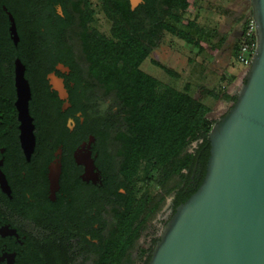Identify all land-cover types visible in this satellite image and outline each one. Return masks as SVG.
I'll list each match as a JSON object with an SVG mask.
<instances>
[{
    "label": "flooded vegetation",
    "instance_id": "1",
    "mask_svg": "<svg viewBox=\"0 0 264 264\" xmlns=\"http://www.w3.org/2000/svg\"><path fill=\"white\" fill-rule=\"evenodd\" d=\"M122 6L144 17L145 0H0V264H95L97 234L107 239L116 226V212L124 209L125 203H114V196L102 190L106 177L98 166L100 142L91 134L79 142H70L74 148L68 158L64 144L53 140L58 123L36 122L37 114L48 116V108L35 107L34 97H44L49 91L47 94L60 100L62 112L71 107L68 87L74 86L70 80L72 71L69 65L56 60L55 52L69 50L68 58L79 68L88 69L90 44L98 36L111 37V15ZM18 65L23 67L30 90L28 112L34 125L31 152L20 140L15 104ZM38 72L44 73L45 85L35 79ZM54 84L62 85L65 100L60 99ZM77 121H84L81 112L66 117L65 127L70 133L75 132ZM123 144L122 140L105 141L107 153L117 163L122 158L119 153ZM87 152L95 169L85 176V166L78 160L84 161L80 154ZM54 164L60 167L55 190L49 179ZM74 176L80 180L75 196L63 188ZM190 179L194 185V174ZM174 203L175 192L162 226L171 217ZM143 229L144 226L139 236ZM157 239L158 235L151 237L148 248L138 247L140 264L145 260L142 251L150 249V254Z\"/></svg>",
    "mask_w": 264,
    "mask_h": 264
},
{
    "label": "trees",
    "instance_id": "2",
    "mask_svg": "<svg viewBox=\"0 0 264 264\" xmlns=\"http://www.w3.org/2000/svg\"><path fill=\"white\" fill-rule=\"evenodd\" d=\"M198 1L145 0L143 18L122 6L111 15V37L98 36L90 44L88 69L75 65L72 58H68L69 50L55 52L56 60L69 65L72 71L70 80L74 86L67 85L71 107L62 112L60 100L47 94L49 91L44 97H34L35 107L48 108L45 118L33 113L36 122L58 123V133L53 140L64 144L68 158L74 148L70 142H79L89 134L100 142L98 166L106 177L102 190L114 196V203H125L124 209L116 212L117 223L109 237L104 239L97 234L98 258L95 264H134L130 250L139 236L138 232L145 227L165 196L175 192L176 207L201 182L209 155L207 135L214 123L207 118L211 110L207 100L219 97L231 102L235 100V95L227 94L225 87L215 89L204 82H196L191 78L192 72L190 79L178 89L161 83L141 68L143 62L157 50L159 44L156 39L165 32L203 51L199 40L180 27L184 22L182 25L190 29L203 31L197 23L198 16L184 18L190 4L197 5ZM240 21L242 32L248 19L241 17ZM239 44L238 38L233 54L237 55ZM209 47L214 49L210 44ZM64 58L65 61H62ZM150 60L171 78L179 80L180 73L154 58ZM200 64L205 69V63ZM236 68L244 69L240 63ZM36 76L35 79L45 85L44 73L38 72ZM75 112H81L84 121L82 124L77 121L75 132L70 133L65 121ZM113 139L124 142L119 153L122 158L118 163L114 156L107 153L105 146V141ZM192 142H197V146L189 150ZM185 172L188 174L185 175ZM192 174L194 185L190 184ZM138 182L144 184V191L140 194ZM182 184L184 187H181ZM79 187L80 180L74 176L70 185L66 184L63 188L75 196ZM159 187L164 194L154 202L153 195ZM119 189L125 192L119 193ZM149 251H142L145 254L144 264L148 262Z\"/></svg>",
    "mask_w": 264,
    "mask_h": 264
},
{
    "label": "water",
    "instance_id": "3",
    "mask_svg": "<svg viewBox=\"0 0 264 264\" xmlns=\"http://www.w3.org/2000/svg\"><path fill=\"white\" fill-rule=\"evenodd\" d=\"M249 2L255 46L243 82L207 135L209 155L200 184L162 226L147 264H264V0ZM53 87L65 100L62 85ZM16 89L20 140L31 152L30 90L21 65ZM91 142L90 137L88 147ZM80 155L88 176L95 167L89 152ZM59 173V165H52L54 190Z\"/></svg>",
    "mask_w": 264,
    "mask_h": 264
},
{
    "label": "rangeland",
    "instance_id": "4",
    "mask_svg": "<svg viewBox=\"0 0 264 264\" xmlns=\"http://www.w3.org/2000/svg\"><path fill=\"white\" fill-rule=\"evenodd\" d=\"M197 3V5L190 4L184 18L194 19L195 16H198L197 23L203 27V31L198 32L195 29H190L182 25L184 22L180 27L199 40L200 45L203 46V51H198L197 47L191 46L165 32L156 39L159 46L151 55V58L180 73L179 80L171 78L160 67L154 66L150 60L151 58H147L141 68L161 83L171 84L178 89L183 86L185 81L190 79V73L192 72L191 78L196 79V82H204L206 86L215 89L225 87V92L233 96L243 82L245 71V68H236L238 61L236 54L232 53L233 44L241 34L242 22H237L236 19L240 17L247 18L250 15V2L249 0H199ZM224 10L226 14H223ZM221 37L223 40H220ZM209 44L214 47L213 50L210 49ZM201 62L205 63V69L201 66ZM207 102L211 107L207 118L213 122L217 121L232 104L231 101L220 97L216 100L209 98ZM196 146L197 142H192L189 150ZM137 187H141L139 194L144 191V184L141 182L137 183ZM163 194L164 191L160 187L157 188L153 195L154 202L158 200L159 195ZM172 194L165 196L131 248V257L134 264H140L142 259L137 256L138 247H150L152 245L150 243L151 237L159 235L162 226L161 221L167 217L166 207Z\"/></svg>",
    "mask_w": 264,
    "mask_h": 264
},
{
    "label": "built area",
    "instance_id": "5",
    "mask_svg": "<svg viewBox=\"0 0 264 264\" xmlns=\"http://www.w3.org/2000/svg\"><path fill=\"white\" fill-rule=\"evenodd\" d=\"M248 22L245 29L241 32L239 40L240 44L236 55L238 63L244 68L250 64V60L254 51V24L250 17H247Z\"/></svg>",
    "mask_w": 264,
    "mask_h": 264
},
{
    "label": "crops",
    "instance_id": "6",
    "mask_svg": "<svg viewBox=\"0 0 264 264\" xmlns=\"http://www.w3.org/2000/svg\"><path fill=\"white\" fill-rule=\"evenodd\" d=\"M223 14H226L225 10H224V13ZM236 21L239 22L240 21V18H237Z\"/></svg>",
    "mask_w": 264,
    "mask_h": 264
}]
</instances>
